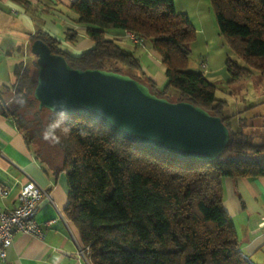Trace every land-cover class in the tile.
<instances>
[{
    "label": "trees",
    "instance_id": "obj_1",
    "mask_svg": "<svg viewBox=\"0 0 264 264\" xmlns=\"http://www.w3.org/2000/svg\"><path fill=\"white\" fill-rule=\"evenodd\" d=\"M224 45L242 60L227 58L228 85L258 73L264 77V0H209ZM175 0H73L77 23L88 26L92 47L73 54L68 46L77 32L63 39L39 29L30 38L42 40L53 54L80 69H103L132 77L142 74L140 60L106 30L130 31L150 41L165 69L167 83H143L159 97L186 101L220 116L230 138L212 162L176 159L122 139L85 117L69 115L58 142L43 140L53 114L38 108L33 97L34 66L18 65L10 88L0 91V115L16 121L24 110L35 124L37 158L65 172L68 203L64 214L89 251L90 264H251L240 252L238 239L223 208L224 178L264 177V145L253 144L241 130H233L225 102L203 73L187 72L190 45L196 31L187 14L175 10ZM41 142V143H40ZM44 142V143H43Z\"/></svg>",
    "mask_w": 264,
    "mask_h": 264
},
{
    "label": "crops",
    "instance_id": "obj_2",
    "mask_svg": "<svg viewBox=\"0 0 264 264\" xmlns=\"http://www.w3.org/2000/svg\"><path fill=\"white\" fill-rule=\"evenodd\" d=\"M46 1L48 4L40 0H0V91L10 88L14 82L18 64L11 62L14 58L11 54H18L17 50L19 54L23 50L27 52L31 35L39 29L47 30L60 39L64 38L68 29L76 31L77 42L68 46L73 54H80L92 47L86 34L78 32L77 18H69L57 9L60 8L59 3L70 8L73 0ZM174 5L176 12L188 15L196 31V38L208 39L219 34L209 0H175ZM8 12L20 18L19 22L12 21L11 27L15 30L11 33L10 28L6 32L1 30L3 19L9 17ZM34 13L38 15L33 19ZM7 25L10 27V23ZM112 38L116 42L123 39V36L116 32ZM75 45L79 48L76 49ZM23 63L22 67L28 66L27 62ZM141 73L134 77L143 82L151 79L159 88L166 83L161 68H157V73L143 69ZM27 176L47 189L52 199V203L43 199L39 204L37 220L45 237L39 240L16 232L6 259L0 264H90L79 254V248L83 246L76 228L70 220L66 222L63 218H67L64 209L68 203L65 172L56 174L52 166L40 161L17 122L0 115V186L9 189L6 198L0 197L2 210H10L19 205L20 188ZM222 193L223 208L232 221L241 254L251 264H264V228L259 227L264 218V177L224 178Z\"/></svg>",
    "mask_w": 264,
    "mask_h": 264
},
{
    "label": "water",
    "instance_id": "obj_3",
    "mask_svg": "<svg viewBox=\"0 0 264 264\" xmlns=\"http://www.w3.org/2000/svg\"><path fill=\"white\" fill-rule=\"evenodd\" d=\"M31 53L37 57L33 97L39 109L49 111L53 100H65L68 115L93 120L124 140L176 159L215 161L229 141L220 116L159 97L128 74L74 69L42 40L32 43Z\"/></svg>",
    "mask_w": 264,
    "mask_h": 264
},
{
    "label": "rangeland",
    "instance_id": "obj_4",
    "mask_svg": "<svg viewBox=\"0 0 264 264\" xmlns=\"http://www.w3.org/2000/svg\"><path fill=\"white\" fill-rule=\"evenodd\" d=\"M40 1L41 3L48 4L46 0ZM59 5L60 8H57L59 11H62L69 18H77L75 13L66 5L63 3H59ZM36 15L38 14H33V19L36 18ZM8 16L9 17L3 19L4 24H2L1 30L6 32V30H9L10 28L11 33L13 30H15L13 27H11L12 21L19 22L20 18L14 16L10 12H8ZM9 23L10 27L7 25ZM34 26L37 27V23H35ZM78 26V32L85 34L84 28H87L88 26L84 24H79ZM116 32H119V34L123 36V39L116 42L123 49L133 53L134 56L140 59V64L143 70H150L151 72L157 73V68H161L163 77L165 78V69L161 65L158 57L153 53L150 41L143 42L144 47L139 45V47L136 48L132 45L133 42L125 37L124 32L121 30H106L105 37L107 39L113 40L112 35ZM135 45L138 46L137 44ZM189 47L191 53L186 71L193 73H203L204 77L212 85H214L216 98L225 102L226 115H234V117L230 120L233 130L239 129L244 135L250 136L252 138L251 142H253V144L264 145V77L258 73H254L253 76L248 79L241 80L238 82L239 84L235 86L228 85L227 80L229 75L225 67L226 59L231 58L232 60H236L241 66H244V63L224 45L223 39L221 36H219V34L208 39L195 38ZM75 48L78 49V45H75ZM16 52H18V54H11L14 57L11 61L13 64L21 65L24 61L27 62L28 66H34L35 57L31 53V46L29 49H27V52L24 50L20 52V54L18 50ZM203 65H205V67H203ZM134 74L141 75L138 73ZM133 78L137 79L136 77ZM139 81L143 82L140 79ZM252 104H255V106L250 107ZM254 114H257L258 116H255ZM18 116L19 117L15 120L19 127L23 129L27 139L35 140V124L33 122L32 124L30 123L31 117H27L28 115H25L24 110H19ZM32 146L34 150H37V145L35 143H32Z\"/></svg>",
    "mask_w": 264,
    "mask_h": 264
},
{
    "label": "built area",
    "instance_id": "obj_5",
    "mask_svg": "<svg viewBox=\"0 0 264 264\" xmlns=\"http://www.w3.org/2000/svg\"><path fill=\"white\" fill-rule=\"evenodd\" d=\"M125 37L138 46L144 47V41H136L130 33L125 32ZM205 67V65H203ZM9 195V189L7 186H0V197L6 198ZM43 199H47L52 203L50 194L37 183L34 179L27 176L24 184H22L19 192V205L10 210H2L0 208V263L6 259L7 251L12 245L13 236L16 232H21L35 237L39 240H43L45 232L40 226L37 220L39 212V204ZM26 215H35V223H26ZM63 216V215H61ZM64 220L67 218L63 216ZM47 223L46 225H49ZM260 228H264V218L259 223ZM79 254L85 259L88 257L89 251L85 247L79 248Z\"/></svg>",
    "mask_w": 264,
    "mask_h": 264
},
{
    "label": "clouds",
    "instance_id": "obj_6",
    "mask_svg": "<svg viewBox=\"0 0 264 264\" xmlns=\"http://www.w3.org/2000/svg\"><path fill=\"white\" fill-rule=\"evenodd\" d=\"M67 102L65 100H53L49 106V111L53 114L51 122L42 132V138L50 143L58 142L56 130L61 129L65 134L69 132L67 122L69 115L66 111Z\"/></svg>",
    "mask_w": 264,
    "mask_h": 264
},
{
    "label": "bare ground",
    "instance_id": "obj_7",
    "mask_svg": "<svg viewBox=\"0 0 264 264\" xmlns=\"http://www.w3.org/2000/svg\"><path fill=\"white\" fill-rule=\"evenodd\" d=\"M126 32L130 33V35L133 36L134 39H136V41H143L141 38H139L133 32H130V31H126ZM124 34H125V32H124ZM26 223H35V215H26ZM86 260L89 262L87 257H86Z\"/></svg>",
    "mask_w": 264,
    "mask_h": 264
}]
</instances>
